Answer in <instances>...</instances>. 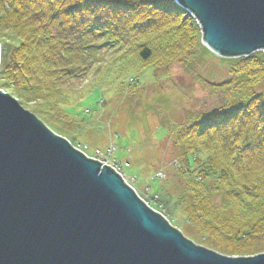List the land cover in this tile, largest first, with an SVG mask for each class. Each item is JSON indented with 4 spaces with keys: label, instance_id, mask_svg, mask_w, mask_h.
<instances>
[{
    "label": "trees",
    "instance_id": "obj_1",
    "mask_svg": "<svg viewBox=\"0 0 264 264\" xmlns=\"http://www.w3.org/2000/svg\"><path fill=\"white\" fill-rule=\"evenodd\" d=\"M3 33L20 44L0 63V90L41 104L91 74L114 84L136 66L216 58L173 0H0ZM217 59L228 80L210 87L222 105L173 139L189 181L179 202L192 242L252 257L264 253V53Z\"/></svg>",
    "mask_w": 264,
    "mask_h": 264
},
{
    "label": "water",
    "instance_id": "obj_2",
    "mask_svg": "<svg viewBox=\"0 0 264 264\" xmlns=\"http://www.w3.org/2000/svg\"><path fill=\"white\" fill-rule=\"evenodd\" d=\"M217 57L264 50V0H174ZM0 264H264L193 245L0 90Z\"/></svg>",
    "mask_w": 264,
    "mask_h": 264
},
{
    "label": "rangeland",
    "instance_id": "obj_3",
    "mask_svg": "<svg viewBox=\"0 0 264 264\" xmlns=\"http://www.w3.org/2000/svg\"><path fill=\"white\" fill-rule=\"evenodd\" d=\"M1 41H7L0 50L4 67L20 42L9 33H3ZM214 57L159 67L136 66L131 76L114 84L102 80L106 75L98 78L91 74L65 87L64 95L55 97L51 104L10 96L74 150L111 168L149 209L201 247L187 235L191 224L179 196L186 192L189 181L178 175L183 149L173 139L176 129L222 105L210 86L228 77L219 64L220 57ZM213 202L218 204L219 199Z\"/></svg>",
    "mask_w": 264,
    "mask_h": 264
},
{
    "label": "bare ground",
    "instance_id": "obj_4",
    "mask_svg": "<svg viewBox=\"0 0 264 264\" xmlns=\"http://www.w3.org/2000/svg\"><path fill=\"white\" fill-rule=\"evenodd\" d=\"M259 52H261V53H264V50H262V51H259ZM256 53H258V52H256ZM254 54V53H253ZM252 55V54H251ZM250 56V55H249ZM248 57V56H247ZM221 58H224V57H220V59ZM240 58V57H239ZM4 93V92H3ZM79 153H81V152H79ZM99 163H101V162H99ZM101 166H105L103 163H101ZM137 196V195H136ZM138 197V196H137ZM139 198V197H138Z\"/></svg>",
    "mask_w": 264,
    "mask_h": 264
},
{
    "label": "built area",
    "instance_id": "obj_5",
    "mask_svg": "<svg viewBox=\"0 0 264 264\" xmlns=\"http://www.w3.org/2000/svg\"><path fill=\"white\" fill-rule=\"evenodd\" d=\"M82 153V152H81Z\"/></svg>",
    "mask_w": 264,
    "mask_h": 264
}]
</instances>
